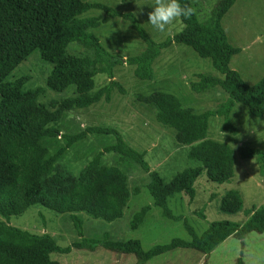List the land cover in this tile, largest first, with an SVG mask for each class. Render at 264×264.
I'll list each match as a JSON object with an SVG mask.
<instances>
[{
  "label": "trees",
  "instance_id": "trees-1",
  "mask_svg": "<svg viewBox=\"0 0 264 264\" xmlns=\"http://www.w3.org/2000/svg\"><path fill=\"white\" fill-rule=\"evenodd\" d=\"M238 0H221L210 17L199 20L190 0H180L191 7L188 17H179L184 29L161 43L155 42L133 13H122L102 3L88 0H0V264H58L51 259L53 253L69 254L73 249L95 251L102 247L111 252L135 255L137 264H146L157 256L176 249H193L210 255L228 238L244 239L252 232L264 233V206L246 210L248 220L243 223L214 222L201 236L184 220L191 241L174 239L169 244L157 245L145 251L138 240L112 241L102 238H85L80 213L106 222L123 217L130 194L127 177L121 167L104 164L105 154H115L121 165L139 167L149 175L147 189L154 205L163 210V216L175 217L168 200L185 194L190 202L196 198L195 184L205 174L216 184L231 182L235 177L234 152L228 144L208 139L209 121L223 117V132L238 134L231 122V113L237 104L246 106L258 118L264 116V77L254 86L249 85L239 72L231 68L232 58L241 53L228 40L222 21ZM91 10L103 11L107 19L128 21L132 29L146 44L138 56L123 58L110 54L99 38L90 32L99 27L96 18H84ZM72 43H78L93 52V57H81L68 52ZM174 44L191 47L201 58L210 59L213 67L224 79L198 74L191 88L196 93L220 87L228 100L217 110L195 114L185 109L173 95L156 93V119L164 127L176 132L179 144L191 147L188 157L201 163L178 173L168 184L145 160V154L130 146L122 134L112 128L88 127L76 134L62 133L56 127L61 113L85 109L102 101L110 103L115 91L125 94V88L115 80L114 70L121 65L135 67V76L142 81H152L153 65L163 50ZM38 53L41 59L53 65L47 87L62 93L70 87L75 95L63 101L55 111L37 103L38 91H25L28 78L8 81L24 61ZM105 74L109 83L94 90V79ZM53 123L54 125H50ZM89 135L112 136L108 144L97 153L77 176L62 170L60 163L70 150L84 142ZM243 159L255 158L264 177V151L245 148ZM229 205L222 208L226 214H237L242 209L238 194L231 193ZM43 206L57 214H69L80 238L71 246L61 247L49 234H33L12 226L13 217L23 215L32 206ZM151 206L138 212L131 223L132 229L143 224ZM205 219L204 213H198ZM238 264H244L242 259Z\"/></svg>",
  "mask_w": 264,
  "mask_h": 264
},
{
  "label": "rangeland",
  "instance_id": "rangeland-1",
  "mask_svg": "<svg viewBox=\"0 0 264 264\" xmlns=\"http://www.w3.org/2000/svg\"><path fill=\"white\" fill-rule=\"evenodd\" d=\"M102 3L122 13H133L138 18L148 35L157 43L173 37L184 29L180 18L166 26V31L159 32L148 23V13L154 0H88ZM195 6L200 21H206L213 8L221 0H190ZM84 18H96L99 27L90 30L96 35L103 47L110 54L123 58L140 55L146 44L132 29L131 24L123 19H107L100 10L87 12ZM230 44L242 51L234 56L231 68L239 72L251 86L264 77V0H238L222 21ZM68 52L81 57H93V52L78 43H72ZM53 65L41 59L38 53L24 61L8 81L28 78L25 91H38L37 103L52 112L65 100L74 97L75 88L58 93L47 87ZM152 81H142L135 76V67L121 65L115 68V80L126 90L125 94L115 91L112 101H104L85 109H74L61 113L55 124L62 133L76 134L88 127L112 128L118 130L124 140L145 154V160L151 171L158 172L170 184L174 177L188 168L201 166L198 161L188 157L191 149L176 140L175 130L164 127L156 119L157 107L154 102L156 93L175 96L185 109L195 114H203L220 108L228 95L220 87L196 93L191 85L198 81V74H207L224 79L212 65L210 59L201 58L191 47L174 44L163 50L153 65ZM109 79L105 74H98L94 79V90L106 86ZM231 122L238 129V134L223 132V117L210 118L208 139L228 144L234 152L235 177L231 182L216 184L203 174L196 182V198L190 202L185 194H177L168 200V207L175 217L182 221L163 216V210L154 205V198L147 189L149 175L139 167L121 165L115 154H105L104 164L118 166L124 170L130 194L123 217L106 222L80 213L83 220L85 238H102L105 234L112 241L138 240L145 251L157 245L169 244L174 239L191 241L192 237L184 226V220L203 235L214 222L231 221L245 223L248 217L245 211L253 207L264 206V177L255 158L243 159L240 151L245 148L264 151V116H253L248 108L237 104L231 113ZM50 125H54L51 123ZM112 136L89 135L88 138L70 150L60 163L62 170L77 176L94 156L103 151L108 144H113ZM231 193L238 194L243 211L231 215L222 212L224 205H229ZM151 206L145 221L137 229L131 228L134 216L143 207ZM198 213H204L205 219ZM12 226L33 234H49L61 247L71 246L80 238L69 214H57L43 206H32L23 215L10 220ZM242 242L234 237L228 238L210 255L193 249H176L150 260L146 264H264V233L252 232ZM51 259L58 264H137L135 255L111 252L102 247L95 251L73 249L69 254L53 253Z\"/></svg>",
  "mask_w": 264,
  "mask_h": 264
},
{
  "label": "clouds",
  "instance_id": "clouds-1",
  "mask_svg": "<svg viewBox=\"0 0 264 264\" xmlns=\"http://www.w3.org/2000/svg\"><path fill=\"white\" fill-rule=\"evenodd\" d=\"M148 13V23L159 32L166 31V26L176 18L188 17L193 9L182 5L180 0H154Z\"/></svg>",
  "mask_w": 264,
  "mask_h": 264
}]
</instances>
